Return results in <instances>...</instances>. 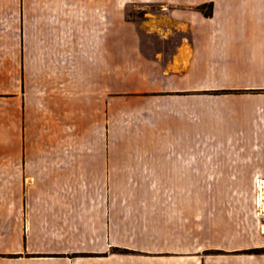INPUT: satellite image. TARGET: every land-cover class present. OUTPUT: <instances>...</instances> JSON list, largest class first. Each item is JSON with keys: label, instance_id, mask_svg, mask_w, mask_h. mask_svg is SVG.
<instances>
[{"label": "crops", "instance_id": "obj_1", "mask_svg": "<svg viewBox=\"0 0 264 264\" xmlns=\"http://www.w3.org/2000/svg\"><path fill=\"white\" fill-rule=\"evenodd\" d=\"M111 1L162 7L170 26L153 33L163 38L167 31L179 34L185 44L166 65L154 57L149 73L135 75L155 82H179L175 88L187 91L196 90L197 83L206 79L230 77V46L238 42L232 34L243 30L232 26L228 19L264 17V0ZM108 3L109 0H0V264H93L90 257L70 256L93 252L99 247L94 243L102 245L100 252H106L109 245L156 243L157 236L160 241H171L166 235L168 230L156 226V211L168 201L156 200V191L148 185H137L139 189L147 188V196L133 191L136 201L130 210L116 196L121 195L122 186H117L115 197L109 198L113 189L109 188V179L123 178L124 172L131 178H148L151 184L157 178H163V183L171 177L180 179L183 198L174 207L179 226L186 232L190 220L195 239L211 227L213 245L226 252L203 261L196 257L195 264H264V252L239 253L264 249V152L139 155L132 160L140 164L127 165L107 152L69 151L76 141L74 116L79 110L87 114L81 106L76 107V90L80 88L85 93L94 87L98 96H104L101 103L107 105ZM205 3L214 7L209 18L194 9ZM260 32L264 33V28ZM33 38L39 53L37 87L42 90V100L51 98L45 105L41 102L42 109L37 114L29 108L28 97ZM140 40L139 36L132 39L139 49ZM78 41L83 42L80 48L84 50L79 57ZM260 44L259 59L264 66V37L260 36ZM48 71L53 76L51 81L45 77ZM188 82L195 84L189 86ZM43 110L50 116L45 117ZM139 172L142 175H137ZM203 178L258 181L248 186L211 185L205 191L199 181ZM130 188L136 190V186ZM205 192L211 194L207 202ZM145 202L152 210L148 217L142 209ZM167 206L168 211L171 205ZM166 217H171L169 211ZM109 258L99 257V264Z\"/></svg>", "mask_w": 264, "mask_h": 264}, {"label": "rangeland", "instance_id": "obj_2", "mask_svg": "<svg viewBox=\"0 0 264 264\" xmlns=\"http://www.w3.org/2000/svg\"><path fill=\"white\" fill-rule=\"evenodd\" d=\"M108 4L107 105L101 103L104 96H98L99 93L95 92L94 87H91V92L87 90L83 93L80 88L76 90L75 99L78 102L76 107L81 106L87 114L83 115L79 110L74 116L77 128L76 141L69 147L70 152L78 154L107 152L116 155L119 160H125L122 164L127 165L140 164L139 161H133L136 159L134 157L139 155L264 152V66L259 59L260 48L263 46L260 44V36L264 37V33L260 31L264 28V17L228 19L232 26L239 31L243 30V33L232 34L238 42L230 46L233 58L229 61L233 70L230 77L213 81L206 79L203 83H197L196 90L187 91L175 88L179 82H155L135 75L149 73L154 57L166 65L179 55L185 44L179 34L167 31L163 38L162 34L159 36L153 33L156 29L170 26L162 7L159 4L111 0ZM194 9L209 18L214 7L212 3H205ZM32 25L34 27V22ZM137 36L141 38L140 49L132 41L133 38L137 39ZM30 41L29 108L37 114L42 109L41 102V105H45L46 102H51V98L45 97V101L42 100V90L37 87L39 53L34 43L36 38ZM80 46H83V42L78 41L77 57L79 53L84 52ZM85 50L88 51V48ZM140 63L143 65L138 66ZM45 77L51 81L53 78L51 71H48ZM187 84L193 86L195 83ZM47 114L44 111L45 117L50 116ZM127 160L131 161L126 162ZM124 175L123 178L109 179V188H113L109 192V198L115 197L117 186H122L121 195L116 196H120L124 208L130 210L134 208L136 201V194L133 191H142L141 197H146L144 189L155 190L156 200L162 203L168 201L171 205V209H168L171 214L169 218L166 217L168 203L164 208L161 204L159 211H156V226L161 225L163 230H168L169 234L166 235L171 241H160L157 236L156 243L138 241L132 246L126 244L114 246L109 245V242L106 252H100L102 245L94 243V246L99 247L94 248L93 252L72 254L71 258L90 257L93 264L100 263L99 257L107 256L111 258L107 259L105 264H195L196 257L203 261L213 255L226 254L217 245H213L211 227L205 226L207 230L205 229L204 235L195 239V227L190 225V220L186 232L183 226H179L180 220L175 216L178 212L174 208L183 198L178 186L179 178L165 179V183L163 178L152 179L156 182L151 184V180L143 176L131 178L127 172H124ZM137 175L142 174L139 172ZM120 180L123 183H119ZM193 180L195 185V179ZM199 181L203 182L201 184L207 191L206 187L211 185H257L258 179L203 178ZM145 184L148 185L147 188L144 186L137 188V185ZM131 186H136V190H132ZM188 196L190 198L191 195ZM209 197L211 194L205 192V202ZM112 208H116V205ZM142 209L145 217L152 213L147 202ZM261 232L264 234L263 228ZM263 252V248H251L239 253ZM184 260L187 263H181Z\"/></svg>", "mask_w": 264, "mask_h": 264}]
</instances>
